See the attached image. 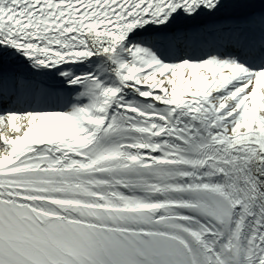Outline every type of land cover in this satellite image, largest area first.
Listing matches in <instances>:
<instances>
[{
	"label": "snow or ice",
	"instance_id": "obj_1",
	"mask_svg": "<svg viewBox=\"0 0 264 264\" xmlns=\"http://www.w3.org/2000/svg\"><path fill=\"white\" fill-rule=\"evenodd\" d=\"M0 264H264V0H0Z\"/></svg>",
	"mask_w": 264,
	"mask_h": 264
}]
</instances>
